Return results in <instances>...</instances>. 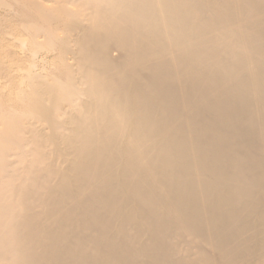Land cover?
Returning a JSON list of instances; mask_svg holds the SVG:
<instances>
[{"label":"bare ground","instance_id":"obj_1","mask_svg":"<svg viewBox=\"0 0 264 264\" xmlns=\"http://www.w3.org/2000/svg\"><path fill=\"white\" fill-rule=\"evenodd\" d=\"M3 40L0 264H264V0H0Z\"/></svg>","mask_w":264,"mask_h":264},{"label":"rangeland","instance_id":"obj_2","mask_svg":"<svg viewBox=\"0 0 264 264\" xmlns=\"http://www.w3.org/2000/svg\"><path fill=\"white\" fill-rule=\"evenodd\" d=\"M4 41H5V42H4ZM6 41H9V40H3V41L0 42V44H1V45H0V47H1V48H0V51H1V52H0V53H4V52L6 53V51H12V50H13L12 52L15 53V54L17 53V54H16L17 56H21V57H22V56H23V57H24V56H25V57L27 56V54H28L27 52H29V51H28V49H27L28 47H27L25 44L22 45L19 41H17V42H13V43H12L11 41H9V42L6 43ZM2 42H3V43H2ZM10 42H11V44H10V46L8 47L7 44H9ZM18 42H19V43H18ZM5 43H6V46H5ZM17 43H18V44H17ZM12 46H16V47H12ZM25 46H26V47H25ZM4 47H5V48H4ZM18 47H19V48H18ZM9 48H11L12 50L9 49ZM14 48H15V49H14ZM22 48H23V49H22ZM5 49H6V50H5ZM7 49H8V50H7ZM17 49H18V50H17ZM15 50H16V51H15ZM19 50H22V52L19 51ZM14 51H15V52H14ZM26 51H27V52H26ZM25 53H27V54H25ZM38 53H41V54H38ZM43 53H45L44 50L37 52V54L35 55V58H34V59H35V61H37V65H38V66H35V67H34V70H35V69H36L37 71L39 70V64H40V63H39L38 61H40L39 58L41 57V55H42ZM25 62H26V61H25ZM26 66H27V65H25V67H26ZM23 67H24V66H23ZM25 67H24V68H25Z\"/></svg>","mask_w":264,"mask_h":264}]
</instances>
